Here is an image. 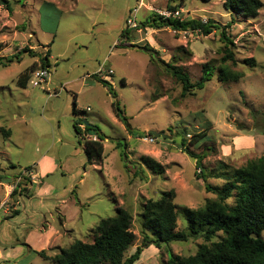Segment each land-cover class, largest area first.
I'll use <instances>...</instances> for the list:
<instances>
[{
	"label": "rangeland",
	"instance_id": "rangeland-1",
	"mask_svg": "<svg viewBox=\"0 0 264 264\" xmlns=\"http://www.w3.org/2000/svg\"><path fill=\"white\" fill-rule=\"evenodd\" d=\"M260 1L258 16L246 18L228 11L224 0H186L178 8L180 18L214 21L218 28L212 34L147 28L133 32L127 42L121 33L128 22L135 21L129 27L134 29L153 14L169 11L168 0H8V5L0 0V58L13 60L7 68L0 66V264H54L38 253L54 257L78 241L92 243L95 228L116 217L118 206L132 215L135 235L125 259L138 247L143 252L135 264H162L170 253H197L202 238L160 250L150 245L142 214L148 200L174 190L177 231H182L187 227L182 209H197L216 198L206 184H225L211 177L220 163L235 169L264 156ZM224 29L233 42L228 46L234 63L222 62ZM147 45L157 53L142 51ZM47 53L48 83L34 87L31 72L43 69ZM167 64L182 69L193 84L205 64L215 71L203 89L183 96ZM224 68L243 78L222 83ZM25 72L31 77L22 88L18 82ZM104 75L116 100L98 79ZM114 101L130 128L146 138L137 139L119 121ZM76 119L82 129L91 122L106 137L102 162L88 164L84 141L91 136L76 133ZM205 129V139L189 148L204 156L206 180L183 149V140L188 143ZM146 157L158 162L163 173L152 171ZM22 182L27 191L11 197Z\"/></svg>",
	"mask_w": 264,
	"mask_h": 264
},
{
	"label": "trees",
	"instance_id": "trees-1",
	"mask_svg": "<svg viewBox=\"0 0 264 264\" xmlns=\"http://www.w3.org/2000/svg\"><path fill=\"white\" fill-rule=\"evenodd\" d=\"M1 1L7 5L9 4L8 0ZM201 1L210 2L212 0ZM185 2L186 0H168L167 9L173 12L177 11L179 7L184 6ZM224 7L231 11L233 15L238 14L246 18H256L263 7V3L260 0H224ZM163 27L176 32H199L204 36L212 34L214 29L218 28L214 21L166 19L160 14H153L149 20L140 26L134 29H129V27L123 29L121 38L123 41L127 39V42H130V36L133 32L147 28L159 29ZM221 38L227 46L225 55L222 58L223 64L228 61L234 63V54L228 46L232 45L233 42L225 29L221 34ZM130 47L136 46L130 45ZM141 50L147 52L150 56L157 53L148 45L141 48ZM12 63L13 60L11 59L0 58L1 67L7 68ZM49 65L47 53V56L43 59V69H48ZM166 68L172 69L174 78L181 83L183 96L188 95L194 89H203L206 83L211 80L215 71L212 65L205 64L202 68L200 81L193 84L190 76L182 69L168 64ZM29 73L25 72L20 77L18 82L20 87H27L31 77ZM241 78H243V75L233 73L229 69L220 70L219 80L222 83L238 82ZM98 79L108 88L109 94L116 100L117 94L111 84L104 79ZM122 81L125 80L122 79ZM112 105L116 117L134 137L137 139L146 138L145 133L135 132L130 128L128 118L125 116L119 102L114 101ZM73 113L75 116L78 114L77 101L74 104ZM81 126L83 124L79 119H76L74 121L76 133L91 136V138L84 141V152L88 164L93 165L102 162L105 154L104 142L106 137L97 126L89 124L85 125L84 129ZM207 133L205 129L194 134L188 143L183 140L184 152L196 160V165L200 169V175L204 180L207 178L206 169L203 165L204 156L194 153L189 146L200 143L205 139ZM93 136H95V139H92ZM143 161L155 173H163L160 164L154 159L146 157ZM211 177L221 179L225 184L221 188L206 184L205 190L216 195V198L208 200L205 206L197 209H182L181 214L187 223L186 229L182 231H177L179 207L174 202L176 195L174 190L162 194L159 200H148L146 202L142 218L145 229L152 236V238H149L146 235L148 243L160 250L165 246L168 247L173 242H188L191 239L199 238L204 240L197 253L192 256L182 257L173 253L169 255L170 251L168 250L169 258L162 264H264V239L261 238V233L264 231V156L235 169L220 163L219 172L212 173ZM26 181L31 183L30 178H27ZM23 185V182L19 183L12 192L11 197L19 194L22 188L27 191V185ZM61 221L63 222V220ZM220 233L223 236L214 241V238ZM92 239V243L78 241L69 248L61 250L54 257L47 256L44 251L38 254L54 264H135L140 260L143 252L142 247H138L131 257L124 258L125 253L135 241V235L132 232V215L119 206L116 217L103 219L99 223L93 232Z\"/></svg>",
	"mask_w": 264,
	"mask_h": 264
},
{
	"label": "built area",
	"instance_id": "built-area-1",
	"mask_svg": "<svg viewBox=\"0 0 264 264\" xmlns=\"http://www.w3.org/2000/svg\"><path fill=\"white\" fill-rule=\"evenodd\" d=\"M141 5H143V3H141ZM160 15L166 19H168V18H180L181 13L179 10L174 11V12L173 11H166V12H160ZM134 24H135L134 20L132 22H128L129 27L132 25L135 26ZM108 73H109V75H112L113 71L109 70ZM102 77H103V79H107L106 75H104ZM32 80H33V86L34 87H41V86L47 84L48 80H49L48 69L47 68L46 69H38V70H35L34 72H32ZM0 258H1V254H0Z\"/></svg>",
	"mask_w": 264,
	"mask_h": 264
},
{
	"label": "crops",
	"instance_id": "crops-1",
	"mask_svg": "<svg viewBox=\"0 0 264 264\" xmlns=\"http://www.w3.org/2000/svg\"><path fill=\"white\" fill-rule=\"evenodd\" d=\"M123 31V30H122ZM48 53L50 54V51H48ZM88 124H91V125H94L93 123H91V122H87ZM94 126H96V125H94ZM92 139H95V136H93L92 137ZM17 212H18V210H17ZM62 224H63V222H62ZM44 229V228H43ZM45 230V229H44ZM33 251H35V250H33ZM36 252V251H35ZM37 252H39V251H37ZM1 258H2V255H1Z\"/></svg>",
	"mask_w": 264,
	"mask_h": 264
},
{
	"label": "water",
	"instance_id": "water-1",
	"mask_svg": "<svg viewBox=\"0 0 264 264\" xmlns=\"http://www.w3.org/2000/svg\"><path fill=\"white\" fill-rule=\"evenodd\" d=\"M87 125H89V124L86 122V126H87ZM153 135H155V136H156L157 134H156V133H153Z\"/></svg>",
	"mask_w": 264,
	"mask_h": 264
}]
</instances>
